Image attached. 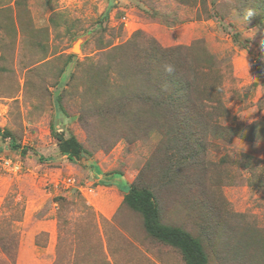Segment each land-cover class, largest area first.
Wrapping results in <instances>:
<instances>
[{"label": "rangeland", "instance_id": "rangeland-1", "mask_svg": "<svg viewBox=\"0 0 264 264\" xmlns=\"http://www.w3.org/2000/svg\"><path fill=\"white\" fill-rule=\"evenodd\" d=\"M190 47L220 117L171 167L162 128L133 121L129 67ZM132 184L208 264H264V0H0V264H186L124 204Z\"/></svg>", "mask_w": 264, "mask_h": 264}, {"label": "trees", "instance_id": "trees-1", "mask_svg": "<svg viewBox=\"0 0 264 264\" xmlns=\"http://www.w3.org/2000/svg\"><path fill=\"white\" fill-rule=\"evenodd\" d=\"M192 54V47L138 49L129 67L132 78L142 82L141 86L129 93V109L136 108L140 112L134 115L133 121L143 124L152 119L162 128L161 134L172 142L168 149L171 167L174 162L182 165L188 160L187 156L182 155V150H189L191 140L198 146L202 139L207 138V133L202 131L206 127L205 123L220 117V114H215V110L221 107V101L212 99L200 90L198 74L201 70L195 68ZM57 102L60 106V97ZM3 135L12 137L9 131H4ZM57 140L61 153L71 160H80L88 154L72 134L67 138L57 135ZM12 144L18 148L14 140ZM123 202L141 215L145 232L151 238L178 249L186 264H208L198 239L182 228L162 222L160 207L153 192L132 184Z\"/></svg>", "mask_w": 264, "mask_h": 264}, {"label": "built area", "instance_id": "built-area-1", "mask_svg": "<svg viewBox=\"0 0 264 264\" xmlns=\"http://www.w3.org/2000/svg\"><path fill=\"white\" fill-rule=\"evenodd\" d=\"M4 166L7 169H11L14 171H18L20 169V165L17 162L12 161L11 159H6L4 161Z\"/></svg>", "mask_w": 264, "mask_h": 264}]
</instances>
